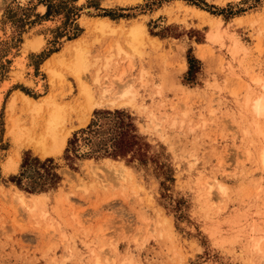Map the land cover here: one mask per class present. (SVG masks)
Listing matches in <instances>:
<instances>
[{
	"label": "rangeland",
	"instance_id": "374dc122",
	"mask_svg": "<svg viewBox=\"0 0 264 264\" xmlns=\"http://www.w3.org/2000/svg\"><path fill=\"white\" fill-rule=\"evenodd\" d=\"M137 26L146 33L133 40ZM0 32V264H264V117L252 110L264 96V0H0ZM80 38L94 97L99 77L130 83L132 104L88 113L68 69ZM31 39L43 45L24 52ZM56 53L51 87L43 65ZM16 92L42 101L10 112L37 134L44 99L63 107L61 154L7 136ZM115 110L140 138L123 157L111 155ZM25 155L52 159L58 185L17 188ZM10 157L18 169L5 174ZM42 171L28 168L23 185ZM17 189L40 198L23 204Z\"/></svg>",
	"mask_w": 264,
	"mask_h": 264
},
{
	"label": "bare ground",
	"instance_id": "6f19581e",
	"mask_svg": "<svg viewBox=\"0 0 264 264\" xmlns=\"http://www.w3.org/2000/svg\"><path fill=\"white\" fill-rule=\"evenodd\" d=\"M101 25H102V26H100L101 28H104V26H107V25H104L103 21L101 22ZM145 33L146 32L142 26L132 27L131 31H130V34H131V37L133 40H136V39L138 40V38L141 37L142 35H144ZM216 38H220V34H219V37L217 34ZM31 40H33V39H31ZM81 44H83L81 38L76 39L75 42L72 43V45L74 46L73 47L74 54L72 56L73 57L72 63H70V64L67 63V64H68L69 72L71 73L70 75H72V77L76 80V82L78 84L79 93L82 96H85L84 97L85 100H86V98L88 99V100H86V101H88L87 102L88 105H86V106H88V113H90L95 107H98V106L116 107V106H120V105H126V106L129 105L133 100L132 99L133 93L131 91L130 83H125V84H117L116 83L114 85V83L116 81L111 80L110 84H106V83H102V80L99 77H96L94 81L96 82V84H99L101 86H99L100 91L99 90L98 91L100 93H99L98 98L96 97L97 98L96 99L94 97V93L90 89V86L88 85L86 80L84 81V79L82 77L83 73L88 69L89 63H88V52L85 49H83ZM235 44H236V42H235ZM42 45H43V41H41V40L39 41V39H36L33 41L26 42L25 48H23V49H24V52H26L27 50L38 51ZM68 49H69L68 47H66L65 50L63 48L64 51L61 50L62 52L60 53V55L65 54V52ZM118 51H119V53L123 52L122 49H118ZM60 55H58V53H56L50 59H48L45 62V64L43 65V69H45V72L47 73L48 78H49L48 79V85L49 86L53 85V83L57 77L62 76L60 73H58V71L54 67L55 62L57 59H59ZM68 55H70V54L68 53ZM17 60L15 62H17ZM60 62L63 63L65 61H63V58H62V60H60ZM61 63H57V64H60L59 66H62ZM67 64H65V65H67ZM21 71H20V73L18 72L19 75L21 74ZM19 75H17V76H19ZM20 76L18 78H20ZM30 82H29V84H30ZM8 86H9V82L3 81V83L0 85V93L1 92L4 93V91L7 90ZM37 87H39V86H37ZM96 88H98V87H96ZM49 96H50V93H49ZM1 97H2V95L0 96V102L2 100ZM53 98H54V96H52V98H49L48 100L44 99V102L46 103V105L50 109H49V112L47 114L46 119H44V123L41 126V131H39L40 132L39 134H37L36 132L34 133V131H36V129H34L33 126L28 127V128L25 126H21L19 124L18 118H15V116H13L10 112H12L14 110V107L16 106L17 102H22L25 106L30 108L31 112H36V113H38L39 111L41 112V110H42V107H41L42 103L41 102L42 101L40 102L38 100H34L27 95H24L22 93H17V92L8 101V103H7L8 104V106H7L8 117H7V124H6L7 125L6 133H7V136H9L11 138L13 144L19 150L21 148H30V149L34 150V152L38 156H40L41 158L59 155L63 151L70 132H66V131L61 132L60 128L64 122V117L62 114L63 113V107L61 105H59L58 102H54ZM249 102L250 101H248V104H249ZM252 110L258 116L264 117V96L260 97L254 101V103L252 104ZM33 120H35V122H36V119H33ZM17 153H16V155H17ZM15 157H18V156H15ZM4 163H3V171L5 174L17 171L18 165H19L18 159L14 158V157H10ZM121 171H123V170H121ZM125 171H126V169H125ZM221 189H223V188L221 187ZM14 195L23 204L26 202H34V200L40 198V197H35L32 195H26L25 193L19 191L18 189L14 192ZM256 245H257V247L259 246L258 243H256ZM97 262H98V260H97Z\"/></svg>",
	"mask_w": 264,
	"mask_h": 264
},
{
	"label": "trees",
	"instance_id": "16d2710c",
	"mask_svg": "<svg viewBox=\"0 0 264 264\" xmlns=\"http://www.w3.org/2000/svg\"><path fill=\"white\" fill-rule=\"evenodd\" d=\"M108 115L116 117V125L111 131V136L109 141H111V146L113 147V152L111 153L114 157H123L128 153L133 152L134 148L139 145V136L136 134L135 127L131 122V117L122 111L115 110L113 113L107 112ZM95 124L91 123L88 125L87 129L90 131ZM84 132V130H81ZM76 133L73 135V139L69 140L65 152H68V147H70L75 141ZM37 167V169H42V174L44 179L41 182L33 181L29 185H23V178L28 168ZM55 166L53 165L52 159H46L40 162L37 158H31L25 155L22 159L20 165V172L17 175L11 176L10 181L13 182L17 188L25 190L29 189L31 191H43L47 188H55L60 182L61 178L55 172ZM38 179L41 180V174L39 170L36 172ZM43 178V176H42ZM42 193V192H38Z\"/></svg>",
	"mask_w": 264,
	"mask_h": 264
},
{
	"label": "crops",
	"instance_id": "0c3cea01",
	"mask_svg": "<svg viewBox=\"0 0 264 264\" xmlns=\"http://www.w3.org/2000/svg\"><path fill=\"white\" fill-rule=\"evenodd\" d=\"M34 36H41V35L40 34H31V36L29 38L34 37ZM29 53H31V51Z\"/></svg>",
	"mask_w": 264,
	"mask_h": 264
}]
</instances>
